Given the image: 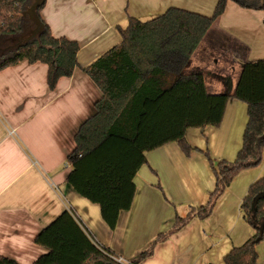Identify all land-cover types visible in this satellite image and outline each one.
Wrapping results in <instances>:
<instances>
[{
  "label": "crops",
  "instance_id": "0c3cea01",
  "mask_svg": "<svg viewBox=\"0 0 264 264\" xmlns=\"http://www.w3.org/2000/svg\"><path fill=\"white\" fill-rule=\"evenodd\" d=\"M217 0H44L40 16L53 36L79 45L77 66L50 90L47 66L21 60L0 70V256L31 264L47 252L35 244L36 234L63 210H72L93 239L124 261L134 260L160 233L171 229L176 216L204 205L215 177L214 162L233 161L247 123L244 102L229 100L218 126L186 130L196 148L186 156L172 142L146 153L134 176L135 193L128 210L110 229L99 206L67 183L66 162L80 124L95 112L100 89L82 71L120 40L116 26L129 16L151 18L175 6L211 15ZM229 0L192 53L185 72H201L210 93H231L241 67L264 58V10ZM264 172V147L259 165L241 170L216 200L211 214L193 218L138 264H225L232 247L242 245L252 229L240 203L249 185ZM264 264V238L256 247Z\"/></svg>",
  "mask_w": 264,
  "mask_h": 264
},
{
  "label": "trees",
  "instance_id": "16d2710c",
  "mask_svg": "<svg viewBox=\"0 0 264 264\" xmlns=\"http://www.w3.org/2000/svg\"><path fill=\"white\" fill-rule=\"evenodd\" d=\"M229 0H217L211 15L170 6L146 20L129 16L116 26L120 40L90 64L82 67L101 91L95 112L74 135V149L66 158V177L72 189L99 206L104 223L114 229L121 211L131 206L134 176L146 163V153L176 143L188 156L189 128L218 126L229 100L247 106L242 145L233 161L214 162L207 157L215 184L204 205L176 216L171 229L160 233L138 257L127 262L97 243L72 210H63L35 236V244L47 249L31 264H138L153 253L155 245L191 219L208 217L218 197L241 171L262 161L264 147V58L248 60L231 93H210L201 72H185L189 59L203 37L219 19ZM247 8L256 1L231 0ZM32 0H0V70L21 60L47 66V86L69 77L77 66L79 45L65 36H53L36 9L42 25L26 39L24 12ZM264 10V3L260 6ZM264 24V17H263ZM262 195L257 201L255 197ZM243 219L252 233L224 256L225 264H257V245L264 238V172L252 182L240 203ZM0 264H18L0 256ZM212 264V263H210Z\"/></svg>",
  "mask_w": 264,
  "mask_h": 264
},
{
  "label": "water",
  "instance_id": "95a60500",
  "mask_svg": "<svg viewBox=\"0 0 264 264\" xmlns=\"http://www.w3.org/2000/svg\"><path fill=\"white\" fill-rule=\"evenodd\" d=\"M41 1L42 0H32L30 6L24 12V14L28 15L30 20L35 24V28L29 32L28 37L26 39H30L31 37L36 36L40 31L42 23H41L39 17L37 16L36 9H37V7ZM261 196L262 195L256 196L254 201H257L258 198Z\"/></svg>",
  "mask_w": 264,
  "mask_h": 264
},
{
  "label": "rangeland",
  "instance_id": "374dc122",
  "mask_svg": "<svg viewBox=\"0 0 264 264\" xmlns=\"http://www.w3.org/2000/svg\"><path fill=\"white\" fill-rule=\"evenodd\" d=\"M248 1H251V0H248ZM252 1H256V3H264V0H252ZM24 17H25V19H26V29H25V32H24V34L25 35H28L29 34V32L32 30V29H34L35 28V24L30 20V18H29V16L28 15H25L24 14ZM146 19H148V18H144V19H142V20H146Z\"/></svg>",
  "mask_w": 264,
  "mask_h": 264
},
{
  "label": "built area",
  "instance_id": "2783aa9c",
  "mask_svg": "<svg viewBox=\"0 0 264 264\" xmlns=\"http://www.w3.org/2000/svg\"><path fill=\"white\" fill-rule=\"evenodd\" d=\"M119 261L124 262V263L126 262V261H124V260H123L122 258H120V257H119Z\"/></svg>",
  "mask_w": 264,
  "mask_h": 264
}]
</instances>
